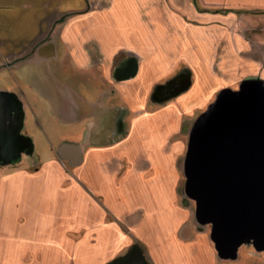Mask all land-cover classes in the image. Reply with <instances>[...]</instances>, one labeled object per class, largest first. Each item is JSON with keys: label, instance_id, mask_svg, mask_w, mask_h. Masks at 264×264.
I'll return each mask as SVG.
<instances>
[{"label": "crops", "instance_id": "0c3cea01", "mask_svg": "<svg viewBox=\"0 0 264 264\" xmlns=\"http://www.w3.org/2000/svg\"><path fill=\"white\" fill-rule=\"evenodd\" d=\"M189 6L186 17L182 0H0V92L23 102L33 141L0 165V264H233L178 195L181 113L208 101V70L221 85L264 84V35L263 55L227 78L213 68L215 15Z\"/></svg>", "mask_w": 264, "mask_h": 264}, {"label": "water", "instance_id": "95a60500", "mask_svg": "<svg viewBox=\"0 0 264 264\" xmlns=\"http://www.w3.org/2000/svg\"><path fill=\"white\" fill-rule=\"evenodd\" d=\"M23 102L0 92V165L33 153ZM185 192L210 225L221 258L251 244L264 252V84L222 90L194 123L184 161Z\"/></svg>", "mask_w": 264, "mask_h": 264}, {"label": "rangeland", "instance_id": "374dc122", "mask_svg": "<svg viewBox=\"0 0 264 264\" xmlns=\"http://www.w3.org/2000/svg\"><path fill=\"white\" fill-rule=\"evenodd\" d=\"M191 1L193 2V4H197L198 8H200L202 11L205 12L209 11L215 15L216 40L214 45L215 59L213 60L214 61L213 68L215 71H219L221 74L224 73L223 76H226L228 78L229 75L235 72L237 69L239 68L245 69V67H243L245 64H249V66L250 64L252 65V61L256 60L255 59L256 54L257 55L260 54L261 56L263 55V53L261 52L262 48L260 45L256 44V41L257 39L259 40L261 35H264V0H191ZM191 1L182 0L184 4L183 9L186 17H190L188 15H190L189 13H191L193 10L192 7L189 6V3H191ZM226 36L227 37L229 36L228 39ZM231 36L232 38H237V36H239L238 38H240L242 42L240 41L238 42L233 39L232 41L230 39ZM229 40L231 47L229 45ZM239 43H244V44L239 45ZM20 45L26 48L29 44L22 43ZM227 48L231 49V53L228 52ZM256 49L258 51L254 52ZM27 51L28 49H25L24 53H28ZM199 53L201 54V55L199 54L200 55L199 58L201 60L203 58L202 51ZM32 55L33 52L29 55V57L31 58H28L30 59L29 61L30 65L33 64L32 66L34 68H36L37 64L39 63H40L39 66L41 67L46 66V62L41 61L39 58L32 57ZM5 61L6 63H9L12 68H15V66L11 64L10 60L8 61L2 60L1 63L5 65ZM201 62H203V60H201ZM233 64L236 65L233 66ZM30 65H27V67ZM250 68L251 67H249V70L247 71L248 72L247 74L249 75H250L249 72L251 71ZM263 68H264V61L262 64V69ZM260 69L256 68L255 70L259 72ZM251 78L252 79H249V81H254V82L257 81L254 75ZM257 78L261 79L262 77L258 76ZM222 79H223L222 76L214 74L212 70L211 71L208 70V72H203L200 74V83L202 84V86L203 85L205 86L202 87L203 93H208L207 96L210 95V97L207 99L208 101H210V103L206 105V103H208V101H206V103L203 104L205 100L202 99V95H201L199 99L196 98L192 101L194 105L193 107L194 109L193 111H191L190 114L186 112L181 113L182 119L184 122H187V127H188V129H184V134H183V141L186 145L188 144L189 141L192 125H194V123L199 118V116L216 99L217 95L219 94L218 88L221 87L236 91L239 90L241 87L240 86L241 82L239 80L238 81L233 80L225 83L224 85H221L223 83ZM16 91H17L16 93L23 98L25 104L31 105L33 103L34 98L31 95L32 92H28L26 90H20V89H17ZM217 92L218 94H216ZM186 150L187 147H185V152L182 157L183 165L180 171L182 186H180V188L178 189V195H181L182 198H184L185 202H189L188 199L186 198L187 194L185 192L186 176L184 174V161L186 156ZM178 160L180 161V158H178ZM190 202H192V205L194 206L193 208H195V201L192 200ZM205 226L210 228V225H205ZM219 262H233V264H237V263L264 264V252L258 251L251 244H243L239 247L237 254L234 258L222 259Z\"/></svg>", "mask_w": 264, "mask_h": 264}, {"label": "flooded vegetation", "instance_id": "af4514ba", "mask_svg": "<svg viewBox=\"0 0 264 264\" xmlns=\"http://www.w3.org/2000/svg\"><path fill=\"white\" fill-rule=\"evenodd\" d=\"M178 82L177 81H172V82H170L165 88H174L175 86H176V84H177ZM123 112H121V114H122ZM22 156H25V155H22ZM21 156V157H22Z\"/></svg>", "mask_w": 264, "mask_h": 264}, {"label": "trees", "instance_id": "16d2710c", "mask_svg": "<svg viewBox=\"0 0 264 264\" xmlns=\"http://www.w3.org/2000/svg\"><path fill=\"white\" fill-rule=\"evenodd\" d=\"M18 161V160H17ZM13 162H16V161H13Z\"/></svg>", "mask_w": 264, "mask_h": 264}]
</instances>
